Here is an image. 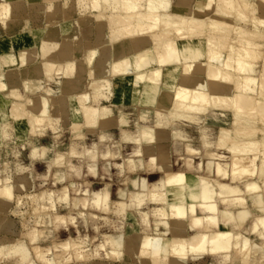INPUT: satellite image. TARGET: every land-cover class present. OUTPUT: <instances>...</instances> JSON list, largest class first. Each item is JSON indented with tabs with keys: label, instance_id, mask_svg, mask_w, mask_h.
I'll return each instance as SVG.
<instances>
[{
	"label": "bare ground",
	"instance_id": "obj_1",
	"mask_svg": "<svg viewBox=\"0 0 264 264\" xmlns=\"http://www.w3.org/2000/svg\"><path fill=\"white\" fill-rule=\"evenodd\" d=\"M78 1L89 9L87 14L73 16L74 1L0 0V30L12 29L14 20L11 16L22 10H30L34 19L43 17L47 22L42 28L0 39V138L6 136L1 112H9L19 121L16 131L18 136H23L22 140L26 138V127L32 132L45 124L50 117L51 106L69 115L71 106L67 93L76 89L75 85H70L69 78L76 72L82 58V53L74 47L82 33L93 24L88 26L98 22L96 38L89 44L85 43L88 46L84 57L91 66V79L99 78L110 86L113 80L122 91L130 77L129 90L134 104L153 105L159 115L205 114L210 109L230 111L233 115V126L218 130L216 141L218 148L231 154L230 165L214 161L217 158H211L208 163L217 179L197 176L191 171V162L186 161L184 170L162 164L160 171L163 177L153 188L146 179L133 182L137 188L148 190L150 202L157 205L153 210L156 229L159 231L163 225L166 230L153 235L143 231L139 252L127 246V259L135 258L141 264H186L190 259L206 255L217 258L225 255L227 259L240 257L242 264H249L253 247L264 249V0H195L187 10H172V0ZM116 6L120 10H115ZM59 17L62 20L51 22ZM105 18L104 26L100 20ZM248 22L253 24L252 28L241 25ZM260 59L262 64L258 70L257 61ZM59 63L65 64L64 94L60 97L43 93L23 99L20 92L10 90L4 81V70L18 67L28 90L31 79L40 75L51 76ZM94 89H98L95 83ZM97 97L92 101L88 92L77 94L81 105L77 111L82 114L83 122L71 124L75 133L83 126L93 130L109 119L110 108L97 104ZM124 122L122 118L121 123ZM124 139L131 138L124 135ZM154 140V128L144 126L141 136L136 139L140 147L134 153L140 156L142 144L152 145ZM188 151L195 153L196 149L190 147ZM92 157L96 163L97 155ZM63 160L64 155L59 154L55 163L61 164ZM154 161L156 157L152 156L150 162ZM129 164L135 166V160L130 158ZM152 165L150 163L149 167ZM220 178L231 181L222 182ZM243 178L247 180L241 187L237 182ZM4 182L0 186V203L11 205L15 197L14 185L8 179ZM63 193V198L70 200L69 190L65 189ZM247 195L253 197L260 214L256 215V211L248 206ZM40 198L45 196L35 193L32 202L37 205ZM48 198L52 208H56L52 194ZM219 199L227 206L222 212ZM129 201L128 193L123 191L116 202L115 213L125 215L130 207ZM111 203V193L107 188L94 192V208L110 211ZM83 204L87 205L86 200ZM233 207L238 208L237 211H233ZM142 215V222L149 226V213ZM253 216L255 221L251 233L263 239L261 246L235 229L221 228V217L225 221H238L241 226ZM56 220L63 223L66 216L58 215ZM188 225L191 234L188 233ZM170 233L172 236L167 237ZM31 238L35 242L38 235L32 234ZM125 238L124 233L111 236L101 248L109 245V258L115 260L125 247ZM30 247L25 242L0 243V264H14L5 261L8 257L17 258L23 264H38L35 258L47 264L58 262L56 256H47L50 249L45 250L39 245ZM62 250L69 255L77 253L78 258L85 257L82 242L67 241L63 243ZM70 259L71 256L67 260Z\"/></svg>",
	"mask_w": 264,
	"mask_h": 264
},
{
	"label": "rangeland",
	"instance_id": "obj_2",
	"mask_svg": "<svg viewBox=\"0 0 264 264\" xmlns=\"http://www.w3.org/2000/svg\"><path fill=\"white\" fill-rule=\"evenodd\" d=\"M66 1L69 3L75 2L73 16H80L89 12L85 4H82L83 2L80 3L78 0ZM30 12V10H22L20 13L12 15L11 18L14 20L13 28L0 30V39L17 32L30 31L33 28L39 29L47 24L43 17L34 19ZM57 20H62V17L53 19L51 22H57ZM100 22L104 25L107 19H101ZM97 23H93V27L95 26L96 29ZM241 25L246 28L253 27L251 22ZM84 40L85 38L81 37L74 47L78 52L82 53V58L78 62L76 72L69 78L71 83L68 82L70 85L76 86V89L67 94L70 97V109L72 110V106L76 104L79 105L77 101L78 93L90 92L91 97L93 96L92 98L98 96L96 99L97 104H103V106L110 108V117L106 120L104 127L99 124L92 132V128L88 130V127L83 126L78 129V133H75L72 130L73 122H83L82 114H73V118H70L68 117L70 112L68 115L62 113V111L59 112L55 106H51L50 117L45 124L32 132H29V128L26 127V138L22 140L23 136H18L16 131V127L20 124L19 121L10 115L9 112H1L3 116L1 124L6 130V134H4L6 136L0 138V186L5 184L4 181L8 179V182L14 185L15 197L10 203L11 205L8 204L9 206L0 203V243L25 242L29 247L31 246L30 248H33L34 245H39L45 250L50 249V252H46L47 256H56L58 261L56 264H136L135 258L127 259V246H132L137 253L140 249L141 236L145 233L152 235L162 234L164 229L160 230V227L159 231L155 229L156 219L150 213L152 208L150 206L143 210L149 213V226H145V223L138 221L134 214H129L126 221L122 216H118L115 213V206L116 201L119 199L117 197L119 189L131 187V185H134L133 182L139 181L140 178H145L152 184L155 180L154 178H156L153 172L160 169L162 164L171 165L175 170H184L186 161L191 162V171L197 176H208L207 178L209 179H217L214 171L210 170L208 163L211 158H217L214 161L220 162L224 166L230 165L232 161L231 154L225 149L218 148L216 141L220 133L218 130L221 131L223 127L230 128L233 126V115L230 111L217 109H210L205 114L191 113L187 116L182 114L171 116L169 113L159 115L153 105L136 106L114 102V88L120 91L118 85L116 86V83H114L115 81L112 80L110 86L105 81L101 82L99 78L86 79L91 66L87 63L84 54L89 41L94 39ZM86 42L88 43L87 45H85ZM224 54H227V50L224 51ZM257 63L259 70L262 64L261 59ZM64 68L65 64L59 63L51 76L40 75L38 78L39 82H37V78L31 79L30 85L33 89L24 93L23 99L43 93L51 94L54 97L63 95L65 84ZM4 71V81L7 83L8 81L12 82L14 78L16 80L19 78L21 81H17L13 88H20L23 79L20 68H6ZM128 81H130V77L127 78L122 90L125 87L129 88L130 83ZM94 83L98 86V89H94ZM92 94H96V96ZM122 118H124L125 122L119 123V119ZM144 126L154 128L155 140L152 145L142 144V154L138 156L135 153L140 146L136 139L141 136ZM194 128L196 129L194 130ZM124 135L129 136L131 139L125 140ZM74 136L75 138H73ZM190 147L196 149V152L190 153L188 151ZM35 150L36 156L33 158ZM59 154L64 155V160L61 164L55 163ZM92 154L97 155V164ZM163 155L168 156L164 157ZM207 155L208 157H206ZM152 156L156 157V161L150 162ZM130 158L135 160V166L129 164ZM166 158L169 159L167 160ZM150 163L153 164L151 167H149ZM70 180L72 181L69 182ZM220 180L222 182L231 181L230 179L221 178ZM245 180L247 178L240 179L238 183L244 184ZM104 188H109L112 193V209L110 211L96 209L92 206L94 192ZM65 189L69 190L70 200L68 201L63 198ZM35 193L39 194V196H45L44 199L40 198L38 200L37 205L32 202V195ZM16 194L18 195L17 197H21V201H19V198L17 199L18 202L16 201ZM50 194L55 199L56 208L51 206V201L48 198ZM82 198L84 199L81 200ZM85 200L87 202L86 206L83 204ZM75 207L76 209H74ZM32 208L34 211H32ZM257 214H260V212ZM58 215L66 216V220L63 223L56 222ZM254 221L255 217L250 218L241 226L230 227V229H235L236 232L248 235L254 244L261 246L263 239L251 233ZM121 233H124L126 237L125 247H123L119 257L113 260L108 255L110 246L107 245L105 248H101V246L106 242L107 238ZM32 234L38 235V240L35 242L32 241ZM67 241L72 243L82 242L83 256L85 257L78 258L75 252H72V255H69V252H63L62 245ZM97 251L99 252L97 253ZM70 256L71 259L67 260ZM203 259L205 264L213 263L211 256H204ZM219 259L220 264H242L240 257L238 259L229 258V260L223 255L219 256ZM35 260L38 264H47L37 258ZM106 260H109V263ZM5 261L23 264L17 258L12 257L6 258ZM192 261L188 260L186 264H191ZM251 263L264 264V249L253 247L249 264Z\"/></svg>",
	"mask_w": 264,
	"mask_h": 264
},
{
	"label": "crops",
	"instance_id": "obj_3",
	"mask_svg": "<svg viewBox=\"0 0 264 264\" xmlns=\"http://www.w3.org/2000/svg\"><path fill=\"white\" fill-rule=\"evenodd\" d=\"M44 3H47V2H49V1H52V0H42ZM62 1V0H61ZM195 2V0H174V1H172V10L173 9H184V10H187L189 7H190V5L191 4H193ZM121 7V6H120ZM115 10H120V8H119V6H116V8H114ZM111 13V12H110ZM94 23V22H93ZM93 23H91L88 27H91V25L93 24ZM97 31V29H96V27L94 26H92L91 28H89L88 30H87V32H83L82 34H83V36L82 37H84L85 38V40L87 39V40H92V39H95L96 38V35H95V32ZM84 40V41H85ZM39 78V77H38ZM38 78L36 79L37 80V82H39V80H38ZM65 78V77H64ZM86 79L87 80H91V77H90V74L88 73V77H86ZM20 82L21 80L18 78L17 80L14 78L13 79V81L11 82H7V85H8V88L10 89V90H13V89H15V90H17L18 92H20L23 96H24V93H26V92H28V90H32L33 88L31 87V85H30V89H28L27 90V88H26V86H25V83H24V79H22V85H21V87L20 88H13V86L15 85V83L16 82ZM31 82L32 81H30L29 83L31 84ZM10 86V87H9ZM23 91H25V92H23ZM90 93V92H89ZM68 94V93H67ZM100 94V93H99ZM90 95H91V93H90ZM92 95H94V96H96V94H92ZM93 97V96H92ZM91 97V98H92ZM95 99L94 98H92V101H94ZM114 102H116V103H123V104H131V105H135L134 104V101H133V98H132V96H131V93H130V90H129V88H127V87H125L124 88V90H122V91H117L116 90V88H114ZM79 103V102H78ZM80 105V104H79ZM78 104H76V105H74V106H72L73 107V109L71 110L70 109V116H68V117H72V115L73 114H75V115H77V114H80L79 113V111H77V109H80L81 108V105L79 106ZM103 105V104H102ZM73 112H75V113H73ZM73 118V117H72ZM106 122V121H105ZM105 122H103V123H101L100 124V126H102V127H104L105 125H106V123ZM73 123H75V122H73ZM119 123H121V119L119 120ZM90 129V128H89ZM88 129V130H89ZM94 131V128H93V130H92V132ZM25 135H26V133H25ZM34 153H35V151H34ZM34 153H33V158H34ZM92 156H93V154H92ZM185 166H186V164H185ZM161 169H158L156 172H153V174L154 175H156V178H154L155 180H154V182L151 184L150 182H149V184H150V187H153V185L154 184H158V183H160V179L163 177V174L161 173V171H160ZM257 178V177H256ZM142 179H145V178H140V180L139 181H141L142 182ZM253 179H255V178H253ZM239 182V181H238ZM237 182V183H238ZM239 184V183H238ZM241 187H243L244 186V184H239ZM109 191H110V189L109 188H107ZM123 191H125L126 193H128V198H129V205H130V207L128 208V210H127V212H126V214L125 215H123L122 216V218H124V220L126 221V218H127V216H129V214H134L137 218H138V221H143V215H142V213H144L145 211H143L144 210V208H146L147 206H150V207H152L151 208V211H150V213L152 214V216H153V210H154V208H156L157 207V205H155V204H153L152 202H150V197H149V193H148V190L146 191V190H143V189H141V188H137L135 185H131V187L129 186V188H120L119 189V192L117 193L118 195H117V197L118 198H120V194L123 192ZM110 193H111V191H110ZM111 198H112V193H111ZM119 200V199H118ZM247 200H248V206L249 207H251V208H253L255 211H256V213H258L259 212V210H258V208L256 207V205L254 204V200H253V197L251 196V195H247ZM219 201V209H220V211L222 212L225 208H227V206H226V204H224L222 201H221V199H219L218 200ZM117 202V201H116ZM140 209V210H139ZM233 211H237V209L238 208H236V207H233V208H231ZM119 216V215H118ZM254 217V216H253ZM252 217V218H253ZM220 223H221V228L222 229H225L226 227L227 228H230V227H236V226H238L239 224V222L238 221H225L224 219H223V217H221V221H220ZM143 224H144V222H143ZM237 224V225H236ZM154 225H156V223L154 224ZM164 229V231L163 232H165V230H166V228L162 225V226H160V230L161 229ZM155 229H156V226H155ZM188 233H191L192 231H191V229H190V225H188ZM162 232V233H163ZM171 237L172 236V234L170 233V234H168L167 235V237ZM207 256V255H206ZM208 256H210V255H208ZM212 257V259H213V263L212 264H220L219 263V261H220V259L219 258H217V257H214V256H211ZM190 260H192V259H190ZM219 260V261H218ZM109 260H107V262H108ZM109 263V262H108ZM137 263H139V262H137ZM187 263V262H186ZM139 264H141V263H139ZM191 264H205V260L203 259V257L202 258H199V259H196V260H193L192 261V263Z\"/></svg>",
	"mask_w": 264,
	"mask_h": 264
}]
</instances>
